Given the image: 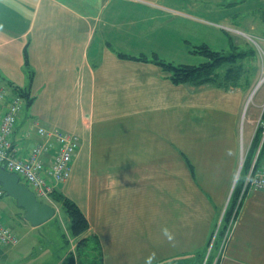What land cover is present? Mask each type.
I'll return each mask as SVG.
<instances>
[{
  "label": "crops",
  "instance_id": "crops-1",
  "mask_svg": "<svg viewBox=\"0 0 264 264\" xmlns=\"http://www.w3.org/2000/svg\"><path fill=\"white\" fill-rule=\"evenodd\" d=\"M259 8L264 0H0V81L22 86L31 68L22 87L29 104L40 90L46 111L23 123L79 138L70 175L55 187L85 214L84 234L97 236L103 264H203L205 249L218 248L206 245L239 170L250 96L248 88L174 84L159 65L119 56L149 55L128 51L113 30L184 18L239 31L253 27L242 19L255 20ZM260 105L246 118L250 135ZM17 226L20 241L34 232L23 217ZM70 238L73 249L78 238ZM225 244L219 264H264V191L243 198ZM14 247L0 245V264Z\"/></svg>",
  "mask_w": 264,
  "mask_h": 264
},
{
  "label": "rangeland",
  "instance_id": "rangeland-1",
  "mask_svg": "<svg viewBox=\"0 0 264 264\" xmlns=\"http://www.w3.org/2000/svg\"><path fill=\"white\" fill-rule=\"evenodd\" d=\"M226 7L233 6L227 5ZM252 13H257L253 15L255 20L248 19V16H244L242 21L246 22L245 20H249L253 27H249L248 24H245L240 28L239 26H236L239 31H235V28L232 26H229L231 28L228 29L226 27H216L210 23L179 18L176 21L165 23L163 25H153L152 29H147L145 32L144 28L148 27V24H144L140 30L137 28L132 29L131 33H127L128 31H126V28L120 31L113 30V33L119 37V40H116V42L120 41L127 43V41H130V44L128 45L131 46L126 48L128 51L138 54L144 52L149 56H152L155 52L161 59H164L167 62H172L175 65L181 63L198 64L205 61L206 57L203 54L195 52V49L202 44H206L212 50L230 53L233 51L230 44L231 41L232 45L236 44L235 46L237 47L234 52L247 51L245 57L242 58L241 61L246 71L245 76L248 77V82L250 83V88H248V90L250 89V94L254 92L255 87L256 89L250 101L245 106L244 114L242 113L243 117L242 115L240 117V119L242 118L243 124H240L241 127H239L241 130L238 137V148H241V145H243V148L246 149L250 139V128L249 124L246 122V118L252 112L255 114L254 105L261 104L264 101V82L261 83L259 87L257 86L263 73L261 67H264V43H260L256 36L253 35L255 32H264V8H259L258 11ZM240 16H242V13ZM251 49L254 50V53L252 56H249L248 51ZM33 74L34 71H32L31 68L25 70L24 79L21 82L22 86L29 87ZM242 79L244 80V78ZM37 95V100H35L33 104H29L25 96L21 97L22 110L20 112L21 114L18 115L16 122L18 126V133L16 136L17 142L20 141V136L18 134L27 127L26 124L23 123V116H28L30 113H37L40 109L46 111L43 104L45 98L42 100L40 90L37 91ZM43 119L45 121V118ZM40 124L42 125V123ZM79 144L80 141L78 140V147ZM240 152L241 150H239V153ZM239 153L238 158H240ZM85 165L82 162L80 164V166H84L81 168L84 171H86ZM74 186H81V181H76ZM234 186H236V184ZM74 193L75 192H73V194ZM3 196L10 200V203L8 204V207H2L0 205V214L15 231H18L17 216L18 214L23 215L24 211L17 206L16 201L11 196L6 194ZM229 198L231 203L233 198ZM44 201L50 203L53 199L50 197ZM53 204L57 205L54 201ZM9 207H14L17 216L7 211L11 210ZM222 224L223 222L216 225L215 228L219 227L220 231H222ZM223 230H225V227ZM70 239L72 238H70L69 234V220L67 213L65 212L64 207L59 204L57 205L56 214L46 222L34 226V232L31 235H28L27 238L21 239L16 247L8 252L7 258L3 263L1 262V264H66V261L70 257L69 250L72 249ZM75 243L72 242V245H74V251ZM181 264L184 263L181 262Z\"/></svg>",
  "mask_w": 264,
  "mask_h": 264
},
{
  "label": "built area",
  "instance_id": "built-area-1",
  "mask_svg": "<svg viewBox=\"0 0 264 264\" xmlns=\"http://www.w3.org/2000/svg\"><path fill=\"white\" fill-rule=\"evenodd\" d=\"M264 76V72L262 77ZM261 112L254 121L251 140L260 129V140L251 160L250 166L240 181V188L236 195L234 213L248 190L264 191V160L258 164L257 158L264 145V103ZM20 110L18 97H9L7 92L0 91V164L9 170L16 171L24 183L29 185L36 194L47 197L54 188V183L64 181L70 173V164L74 152L78 148L77 136L57 129L45 127L37 128V140L26 153H21L13 144L16 129V116ZM49 155L48 163L43 156ZM2 193L0 187V195ZM233 213V214H234ZM230 224V223H229ZM218 227L211 234L208 247L216 240ZM228 234V228L224 235ZM16 236L5 221L0 219V243H15ZM225 243L220 240L217 256L212 264L218 263ZM211 250V249H210ZM210 250L207 251L206 258ZM205 262H203L204 264Z\"/></svg>",
  "mask_w": 264,
  "mask_h": 264
},
{
  "label": "trees",
  "instance_id": "trees-1",
  "mask_svg": "<svg viewBox=\"0 0 264 264\" xmlns=\"http://www.w3.org/2000/svg\"><path fill=\"white\" fill-rule=\"evenodd\" d=\"M230 44L233 50L230 53L212 50L206 44H202L200 47L195 49V52H200L201 54H203L206 57V60L198 64L181 63L175 65L172 62H167L164 59H161L155 53H153L152 56H133L119 52L118 55L129 59L151 61L159 65L164 72L168 73L169 79L174 84H192L195 86L209 84L224 89L250 88V83L248 82V77L245 76L246 71L241 61V59L245 57L247 51L234 52L237 47L234 44L232 45L231 41ZM248 52L249 56H252L254 50L251 49ZM242 78H244V80ZM3 81L4 82H2L1 80L0 82L3 83V87H5L6 89L9 88L13 93L21 97H29L28 91L25 88L11 82L10 80L5 79ZM260 132V129L256 131L255 136L248 146L247 154L242 168L243 175L248 170L253 155L259 144ZM263 160L264 145L262 146L260 154L257 158L258 164L262 163ZM235 194H237V192L234 193V195ZM51 197L54 202L64 207L69 219V233L71 236L78 238L75 246V251H70V257L66 261V264H103L102 250L97 236L84 234L88 229V221L85 214L79 208L78 204L73 199L65 196L61 191L57 189L51 193ZM235 200L236 195L231 200L229 207L225 211L222 230L224 229V227H226V224L230 219V216L233 212ZM18 217L22 218L23 215L18 214ZM227 227H229V224H227ZM225 237L226 235H222L220 238L223 240L225 239ZM216 239L217 240H214L213 244L217 242V244L219 245L220 241L218 238ZM203 259L204 258L202 255V260ZM174 261H171V264H175ZM208 261L209 258L207 257L205 263H207Z\"/></svg>",
  "mask_w": 264,
  "mask_h": 264
},
{
  "label": "water",
  "instance_id": "water-1",
  "mask_svg": "<svg viewBox=\"0 0 264 264\" xmlns=\"http://www.w3.org/2000/svg\"><path fill=\"white\" fill-rule=\"evenodd\" d=\"M0 185L5 194L24 210V218L31 225H40L54 216L55 208L37 200L34 193L19 182L17 174L7 171L3 165H0Z\"/></svg>",
  "mask_w": 264,
  "mask_h": 264
},
{
  "label": "bare ground",
  "instance_id": "bare-ground-1",
  "mask_svg": "<svg viewBox=\"0 0 264 264\" xmlns=\"http://www.w3.org/2000/svg\"><path fill=\"white\" fill-rule=\"evenodd\" d=\"M264 82V76L260 78V81L257 83V86L259 87L261 83ZM256 89V87L254 88V90ZM231 226V224H229V227ZM228 234L226 235L225 239H223L222 241L225 243L226 239H227ZM214 242V241H213ZM213 242L211 243V246L213 245Z\"/></svg>",
  "mask_w": 264,
  "mask_h": 264
}]
</instances>
